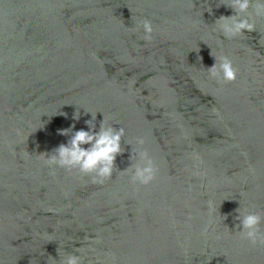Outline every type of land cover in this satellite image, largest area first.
I'll return each instance as SVG.
<instances>
[{
  "label": "water",
  "instance_id": "water-1",
  "mask_svg": "<svg viewBox=\"0 0 264 264\" xmlns=\"http://www.w3.org/2000/svg\"><path fill=\"white\" fill-rule=\"evenodd\" d=\"M193 2L0 0V264L73 251L82 264H264L236 227L238 208L264 216V18L226 39L214 24L233 10ZM211 53L234 82L209 77ZM91 113L94 131L103 116L125 130L112 178L50 175L40 154L89 131ZM144 149L156 178L133 184L121 171Z\"/></svg>",
  "mask_w": 264,
  "mask_h": 264
},
{
  "label": "clouds",
  "instance_id": "clouds-1",
  "mask_svg": "<svg viewBox=\"0 0 264 264\" xmlns=\"http://www.w3.org/2000/svg\"><path fill=\"white\" fill-rule=\"evenodd\" d=\"M220 4L231 8L234 12L231 16L219 17L214 24L219 34L226 39H233L243 36L245 32L255 31V18H264V0H220ZM219 6L218 4L217 7ZM192 7H195L193 0ZM207 10L211 12L210 7ZM141 28L143 29L141 38L151 41L154 31L151 21L147 19L139 21L136 24V30L139 31ZM196 51L198 52L199 49ZM213 57L215 63L206 69L209 77L221 84L234 82L237 79L238 69L234 67L233 62L227 56ZM198 59L201 58L198 57ZM91 115L92 120L86 121L89 131H75L67 144H60L51 154H40L44 164L50 169V175L54 176L56 169L59 168L69 173L76 172L83 176H90L94 184H104L112 178L114 171L117 170L116 157L124 151L121 142L125 136V130L123 127L119 129L113 127V124L107 123L103 116L99 131H94L96 114L91 113ZM79 118L80 113L77 110L73 119L78 120ZM72 127L74 128V125ZM71 131V129L60 130V134L67 136ZM144 143L145 140L142 137L137 138L138 145L143 146ZM84 145H89V147L85 148ZM130 159L131 166L121 172H131V183L148 185L156 178L158 169L146 149L137 151L135 156L132 150ZM133 159L137 161L135 164H133ZM237 212L239 215L236 219L239 220V224L236 227L241 238L249 241L253 246H264V229L261 227L264 223V216L251 211L241 214L240 208ZM59 264H82V259L75 251L66 252L63 257L59 258Z\"/></svg>",
  "mask_w": 264,
  "mask_h": 264
}]
</instances>
